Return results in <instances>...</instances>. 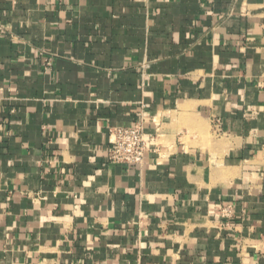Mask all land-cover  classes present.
<instances>
[{
    "label": "crops",
    "instance_id": "obj_1",
    "mask_svg": "<svg viewBox=\"0 0 264 264\" xmlns=\"http://www.w3.org/2000/svg\"><path fill=\"white\" fill-rule=\"evenodd\" d=\"M0 264H264V0H0Z\"/></svg>",
    "mask_w": 264,
    "mask_h": 264
},
{
    "label": "built area",
    "instance_id": "obj_2",
    "mask_svg": "<svg viewBox=\"0 0 264 264\" xmlns=\"http://www.w3.org/2000/svg\"><path fill=\"white\" fill-rule=\"evenodd\" d=\"M155 137L156 135L145 132L143 118L135 126L111 128L108 162L125 166L141 165L145 154L151 150Z\"/></svg>",
    "mask_w": 264,
    "mask_h": 264
}]
</instances>
